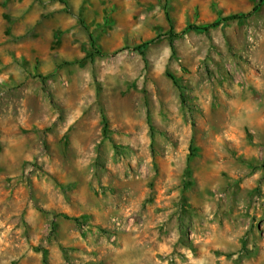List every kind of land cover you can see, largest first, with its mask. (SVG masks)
Listing matches in <instances>:
<instances>
[{
  "label": "rangeland",
  "instance_id": "374dc122",
  "mask_svg": "<svg viewBox=\"0 0 264 264\" xmlns=\"http://www.w3.org/2000/svg\"><path fill=\"white\" fill-rule=\"evenodd\" d=\"M65 1L0 0V264H264V2Z\"/></svg>",
  "mask_w": 264,
  "mask_h": 264
},
{
  "label": "crops",
  "instance_id": "0c3cea01",
  "mask_svg": "<svg viewBox=\"0 0 264 264\" xmlns=\"http://www.w3.org/2000/svg\"><path fill=\"white\" fill-rule=\"evenodd\" d=\"M250 118V117H249ZM252 130L257 133V125L255 123L251 124ZM247 151V152H246ZM245 155L242 156V158H248V157H254L255 159H259L260 158V149H257V147L250 145L248 147V149L246 150ZM241 158V159H242ZM225 168H227L229 170V172L234 176L233 177V181L234 179H237L235 177L242 176V182H241V186L242 187H246L248 188V191L245 193V195L242 196V198L235 200V204L240 203L241 206L244 207V211L248 212V210L250 211V213H252L255 210H258L257 208H255V205H259V202H255V199H253V195H252V191L251 188L253 187L254 183L257 182V177H259V171L258 170H253L252 167L248 168L246 174H241V172L239 171V169H234V167H232L231 165H226ZM236 181V180H235ZM258 196L257 194L255 195V197ZM171 213V210H166V211H162L159 214H157L159 217L163 218V217H167V219L169 220V215ZM142 219L146 220V214L145 213H141ZM146 224L144 225V227H142L137 235L134 234L135 240H139L140 237L138 236L140 233L145 232V228H146ZM247 227V225H242L240 227L236 226V224H232V227H227L226 229L221 228L219 233V236H213V242L212 245L215 246L216 249H219L221 251V256L223 257H227V256H231V259L234 258H238L239 256H245V249H242V245L244 242V239H246L247 237L245 236L243 238V233H244V229ZM137 236V237H136ZM138 243V242H137ZM139 244V243H138ZM245 247L249 246L250 248L253 247V245L251 243H245L244 245ZM241 249V251H239ZM212 257V255H211ZM200 256H196L194 254H192V258L191 261L194 262V264H201V262H203L202 260L204 259H200Z\"/></svg>",
  "mask_w": 264,
  "mask_h": 264
},
{
  "label": "trees",
  "instance_id": "16d2710c",
  "mask_svg": "<svg viewBox=\"0 0 264 264\" xmlns=\"http://www.w3.org/2000/svg\"><path fill=\"white\" fill-rule=\"evenodd\" d=\"M66 5H67V2L65 0H62ZM264 0H259V3L257 5H255L252 10L250 11H247V12H234V13H230V14H227L223 17H220L218 18L217 20L215 21H212V22H209V23H205V24H201V25H197V26H193L195 27L196 29H199V30H205V31H208L210 30L211 28H215V27H218L219 25L223 24V23H226V22H229V21H233V20H246L248 19L254 12H256L261 3H263ZM166 13L169 15V12L168 10L166 9ZM80 21L83 23L82 19L80 18ZM90 40L92 42H94L95 38L93 36V34H90ZM150 41H146L140 45H137L134 47L135 50L139 51L142 55H145L144 54V50H143V47H145L147 44H149ZM170 77L173 79L174 83L178 86V87H181L178 79L174 76V75H170ZM184 94L181 93V97L183 98ZM104 121L106 120V117L104 116L103 117ZM44 264H48V261H47V258H44Z\"/></svg>",
  "mask_w": 264,
  "mask_h": 264
},
{
  "label": "built area",
  "instance_id": "2783aa9c",
  "mask_svg": "<svg viewBox=\"0 0 264 264\" xmlns=\"http://www.w3.org/2000/svg\"><path fill=\"white\" fill-rule=\"evenodd\" d=\"M258 200L260 201V198H258ZM111 222L114 225L115 228L117 229H124V228H130V224L131 223H126L125 219L120 217V216H113L111 218ZM83 228H86V224H82Z\"/></svg>",
  "mask_w": 264,
  "mask_h": 264
}]
</instances>
